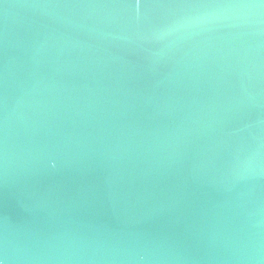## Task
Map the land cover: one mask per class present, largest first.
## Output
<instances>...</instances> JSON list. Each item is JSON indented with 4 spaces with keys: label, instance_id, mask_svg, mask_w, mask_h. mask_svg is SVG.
<instances>
[{
    "label": "water",
    "instance_id": "obj_1",
    "mask_svg": "<svg viewBox=\"0 0 264 264\" xmlns=\"http://www.w3.org/2000/svg\"><path fill=\"white\" fill-rule=\"evenodd\" d=\"M3 264H264V0H0Z\"/></svg>",
    "mask_w": 264,
    "mask_h": 264
},
{
    "label": "snow or ice",
    "instance_id": "obj_2",
    "mask_svg": "<svg viewBox=\"0 0 264 264\" xmlns=\"http://www.w3.org/2000/svg\"><path fill=\"white\" fill-rule=\"evenodd\" d=\"M135 2L137 4V6H139L140 0H135ZM0 264H3V261L2 260H0Z\"/></svg>",
    "mask_w": 264,
    "mask_h": 264
}]
</instances>
